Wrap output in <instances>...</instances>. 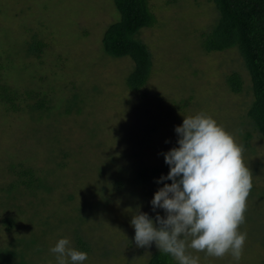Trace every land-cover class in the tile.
<instances>
[{"label":"rangeland","instance_id":"rangeland-1","mask_svg":"<svg viewBox=\"0 0 264 264\" xmlns=\"http://www.w3.org/2000/svg\"><path fill=\"white\" fill-rule=\"evenodd\" d=\"M150 2L158 22L138 36L152 66L134 90V61L113 57L102 42L121 19L114 0H0V83L19 97L15 108L0 102V249L25 251L28 264H56L48 249L61 236L77 249L85 242L83 264H147L158 249L137 247L128 221L137 209L164 215L148 203L164 183L155 178L168 171L160 153L175 145L173 126L196 112L242 146L251 188L238 260L185 250L198 264H264V140L254 132L244 143L254 100L249 72L236 48L203 50V34L219 19L214 0ZM33 39L48 45L37 56ZM233 72L243 78L241 93L228 84ZM28 91L52 106L38 109ZM29 165L43 181L27 189L18 172ZM144 168L158 175L139 179ZM18 262L19 255L0 256V264Z\"/></svg>","mask_w":264,"mask_h":264},{"label":"clouds","instance_id":"clouds-1","mask_svg":"<svg viewBox=\"0 0 264 264\" xmlns=\"http://www.w3.org/2000/svg\"><path fill=\"white\" fill-rule=\"evenodd\" d=\"M175 145L162 151L168 166L166 174L155 178L160 184L148 201L164 215L136 210L128 221L137 247L154 244L178 264H198L186 248L206 255L229 252L238 260L245 234L238 231L243 222L245 199L251 188V173L237 144L210 115L196 112L183 115L173 126ZM167 142V141H166ZM48 251L56 264H83L87 253L72 246L67 236L55 240Z\"/></svg>","mask_w":264,"mask_h":264},{"label":"trees","instance_id":"trees-1","mask_svg":"<svg viewBox=\"0 0 264 264\" xmlns=\"http://www.w3.org/2000/svg\"><path fill=\"white\" fill-rule=\"evenodd\" d=\"M214 1L219 11V19L209 32L203 34V50L211 52L236 48L240 53L250 75L247 87L254 95L253 104L249 105L248 111L246 110L249 130L244 143L247 144L254 132L264 140V0ZM114 2L121 13V19L107 28L102 39L103 46L113 57H130L134 61L135 68L129 84L132 89L139 90L149 79L152 58L148 46L138 34L142 28L154 26L159 18L151 11L150 0H114ZM46 46L48 47L41 41L33 39L30 50L37 56ZM227 81L233 92L243 91L244 81L239 73H231ZM26 97L38 99L35 102L38 109L52 106L48 105L51 101L46 99L48 96L41 95L39 91H28ZM16 98L19 97L13 96L8 84L0 83V102L15 108ZM158 170V168H144L139 172L138 177L148 180L157 176ZM18 173L16 172L20 186H25L27 189H30L35 181H43L36 175V169L32 165ZM9 220L10 217H4L5 224L9 225ZM84 244L82 239H78L77 245L81 250L86 249ZM12 251L0 249V256L3 253L19 255L18 264H28L25 251L21 249L13 253ZM172 259L167 253L158 250L153 253L147 264H178Z\"/></svg>","mask_w":264,"mask_h":264}]
</instances>
